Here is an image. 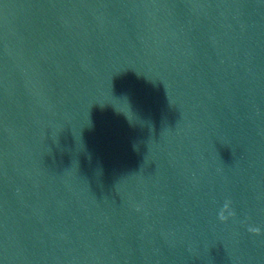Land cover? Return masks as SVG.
Returning a JSON list of instances; mask_svg holds the SVG:
<instances>
[{"label":"water","instance_id":"95a60500","mask_svg":"<svg viewBox=\"0 0 264 264\" xmlns=\"http://www.w3.org/2000/svg\"><path fill=\"white\" fill-rule=\"evenodd\" d=\"M0 264H264V0H0Z\"/></svg>","mask_w":264,"mask_h":264}]
</instances>
